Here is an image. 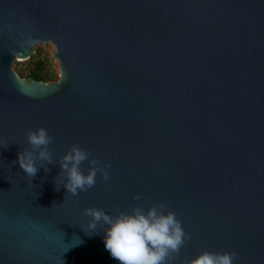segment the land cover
I'll use <instances>...</instances> for the list:
<instances>
[{
  "label": "water",
  "instance_id": "95a60500",
  "mask_svg": "<svg viewBox=\"0 0 264 264\" xmlns=\"http://www.w3.org/2000/svg\"><path fill=\"white\" fill-rule=\"evenodd\" d=\"M46 42L57 79L18 76ZM38 126L53 162L30 178L18 152ZM73 144L111 165L76 196ZM156 202L189 234L171 264H264V0H0V264H119L84 208Z\"/></svg>",
  "mask_w": 264,
  "mask_h": 264
},
{
  "label": "clouds",
  "instance_id": "9594fccd",
  "mask_svg": "<svg viewBox=\"0 0 264 264\" xmlns=\"http://www.w3.org/2000/svg\"><path fill=\"white\" fill-rule=\"evenodd\" d=\"M27 140L31 148L18 152V163L24 173L33 178L37 171V160L45 171L50 169L44 165L52 164V152L49 145L53 137L42 126L27 131ZM4 147L7 141H3ZM88 161L89 168L85 174L81 164ZM59 165L65 175L64 187L68 194L78 195L96 184L97 173L107 181L109 161L103 163L97 157L79 145L73 144L60 158ZM140 195H133V200H139ZM55 206V204L53 205ZM164 204L156 202L147 210L140 205H134L130 210L120 211L115 215L106 213L102 208L86 207L84 215L90 217L87 234L96 232L97 225H107L104 243L106 250L119 264H171L179 255L182 246L189 239V234L182 227L181 221L174 211H164ZM236 256L234 251L215 252L204 250L184 264H233Z\"/></svg>",
  "mask_w": 264,
  "mask_h": 264
},
{
  "label": "trees",
  "instance_id": "16d2710c",
  "mask_svg": "<svg viewBox=\"0 0 264 264\" xmlns=\"http://www.w3.org/2000/svg\"><path fill=\"white\" fill-rule=\"evenodd\" d=\"M15 71L18 76H32L40 81H54L57 78L56 74L48 66L46 59L38 57V51L31 53L24 62V66L15 67Z\"/></svg>",
  "mask_w": 264,
  "mask_h": 264
},
{
  "label": "rangeland",
  "instance_id": "374dc122",
  "mask_svg": "<svg viewBox=\"0 0 264 264\" xmlns=\"http://www.w3.org/2000/svg\"><path fill=\"white\" fill-rule=\"evenodd\" d=\"M35 51H38V57L45 58L46 59L48 66L52 69V71L57 76V74H58V67L56 66V59L52 56V53L54 51L53 45L50 44L49 42H46V43H37L34 46V51L32 53H34ZM26 60L27 59H18V60H15L12 63V66H11L12 69H14V71H15V67H22V66H24V62ZM20 77L24 78L23 76H20Z\"/></svg>",
  "mask_w": 264,
  "mask_h": 264
}]
</instances>
